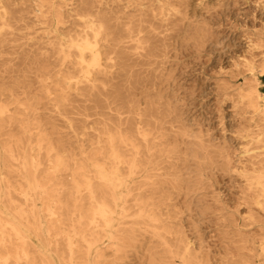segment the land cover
<instances>
[{
	"label": "bare ground",
	"instance_id": "1",
	"mask_svg": "<svg viewBox=\"0 0 264 264\" xmlns=\"http://www.w3.org/2000/svg\"><path fill=\"white\" fill-rule=\"evenodd\" d=\"M1 3L7 24L14 14L9 6L17 0ZM104 5L96 9L90 0H80L66 11L77 16L83 27L77 37L67 36L59 43L61 60L79 74L73 88L76 97L91 100L101 82L113 74L103 62L118 57L121 69L126 68L131 52L139 64L152 67L148 84L144 79L137 82L140 89L147 85L152 92L141 91L130 110L132 121L122 118L119 126L99 124L96 149L80 163L61 156L42 132L34 144L29 136L32 103L24 107L29 112L26 120L0 108V130L8 126L19 131L0 145V166L23 181L16 188L0 178V264H201L191 239L170 230L164 218L171 206H201L200 191L214 183L210 146L202 130L195 128L197 120L189 109L194 104H180L191 100L193 85L166 68L171 52L182 47L185 38L181 33L176 44H169V26L181 13L176 8L191 7L196 16L199 7L188 0H108ZM255 8L262 11L264 5L257 3ZM59 10L62 15L64 9ZM259 16L264 36V13ZM196 24L200 47L207 28ZM260 43L264 44V38ZM260 62L264 74V58ZM255 64H246L247 71L240 72L243 83L235 91L264 118V93L253 74ZM66 102L67 98L57 99L59 106ZM81 116L86 128L91 115L86 109ZM255 132L257 136L252 135ZM248 137L247 142L238 139L231 155L225 150L220 155L234 188V255L241 258L239 264H264V139L260 130L241 138ZM63 173L71 174L70 185L64 183ZM174 198H180L176 204ZM53 234L60 240L49 242ZM32 237L39 248H33ZM148 242L155 247L146 249Z\"/></svg>",
	"mask_w": 264,
	"mask_h": 264
},
{
	"label": "rangeland",
	"instance_id": "2",
	"mask_svg": "<svg viewBox=\"0 0 264 264\" xmlns=\"http://www.w3.org/2000/svg\"><path fill=\"white\" fill-rule=\"evenodd\" d=\"M79 1L17 0L15 5L9 6L14 14L7 24L0 4V108H8L10 115L26 120L29 112L24 107L32 103L34 111L29 136L35 140L42 132L59 148L61 156L73 157L80 163L84 156L93 154L96 149L99 124L109 122L112 126H119L122 118L132 121L134 113L130 110L141 98V91L146 94L152 92L147 85L144 90L140 89L137 82L144 79L148 84L151 79L148 73L152 67L139 64L134 52H131L126 68L121 69L118 57L103 62V67L113 74L102 78L101 87L91 100L76 97L73 88L79 74L71 64L61 60L59 43L61 39L69 38L67 36L77 37L83 30L79 18L66 12ZM90 1L96 9L102 10L108 0ZM201 1L207 3L201 5ZM209 1L188 0L192 6L199 7L196 16L189 11L191 7L184 9L182 5L176 8L181 13L169 26V44H176V37L181 33H185V38L183 46L171 52L166 68L174 69L177 79L182 77L193 85L191 100L180 104H194L189 109L197 120L195 128L202 130L200 134L210 146L214 183L200 191L201 206L188 203L171 206L164 218H168L170 230L191 239L201 264H239L241 258L235 257L233 251V182L224 173L227 166L220 153L225 150L224 153L231 155L238 139L247 142L250 137L241 138L242 135L254 130H260L264 139L263 113L242 102V96L235 91L243 83L240 72L247 71L246 64L254 62L256 69L253 74L264 93V74L259 68L260 60L264 58V44L260 43L264 38L261 34L263 22L259 21V15L264 10L255 8L257 3L263 6L264 0ZM59 8L64 9L62 15ZM196 22L207 28L200 47L199 35L195 33ZM189 24L192 25L188 27ZM162 38L163 35L160 36ZM48 92L50 96L46 94ZM59 98H67L64 106L57 104ZM184 108L188 109L187 106ZM86 109L91 115L87 118L90 124L83 128L85 117L81 114ZM2 120L0 118V123ZM18 133L16 127H4L0 130V145L7 144L9 137ZM258 133L252 135L257 136ZM45 166L46 170L50 167L47 162ZM71 167L73 169L75 165ZM0 173V178L16 188L23 183L21 177L6 174L1 166ZM63 179L66 185L72 182L71 174L63 173ZM14 198L19 204H24L21 197L15 195ZM178 199L174 198L172 203L176 204ZM50 223L47 220L45 226L49 227ZM48 239L54 243L60 240V236L53 234ZM31 243L33 248H39L36 237H32ZM153 247L154 244L146 243V249Z\"/></svg>",
	"mask_w": 264,
	"mask_h": 264
}]
</instances>
